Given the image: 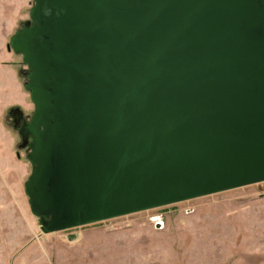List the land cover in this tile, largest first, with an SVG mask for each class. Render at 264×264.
I'll use <instances>...</instances> for the list:
<instances>
[{
  "label": "water",
  "instance_id": "95a60500",
  "mask_svg": "<svg viewBox=\"0 0 264 264\" xmlns=\"http://www.w3.org/2000/svg\"><path fill=\"white\" fill-rule=\"evenodd\" d=\"M31 1L9 114L42 233L264 181V0Z\"/></svg>",
  "mask_w": 264,
  "mask_h": 264
},
{
  "label": "rangeland",
  "instance_id": "374dc122",
  "mask_svg": "<svg viewBox=\"0 0 264 264\" xmlns=\"http://www.w3.org/2000/svg\"><path fill=\"white\" fill-rule=\"evenodd\" d=\"M15 54L23 84L28 69ZM13 108L21 122L33 106L0 113V264H264V181L42 233L23 189L29 150Z\"/></svg>",
  "mask_w": 264,
  "mask_h": 264
},
{
  "label": "crops",
  "instance_id": "0c3cea01",
  "mask_svg": "<svg viewBox=\"0 0 264 264\" xmlns=\"http://www.w3.org/2000/svg\"><path fill=\"white\" fill-rule=\"evenodd\" d=\"M29 6L30 0H0V113L12 106H30L18 76V56L6 47L19 23L26 19Z\"/></svg>",
  "mask_w": 264,
  "mask_h": 264
},
{
  "label": "built area",
  "instance_id": "2783aa9c",
  "mask_svg": "<svg viewBox=\"0 0 264 264\" xmlns=\"http://www.w3.org/2000/svg\"><path fill=\"white\" fill-rule=\"evenodd\" d=\"M154 223L157 224V226H158V224H159L158 221H157L156 219H154Z\"/></svg>",
  "mask_w": 264,
  "mask_h": 264
}]
</instances>
